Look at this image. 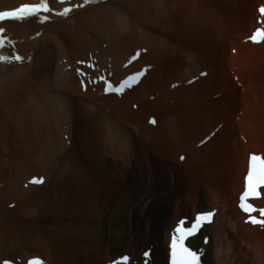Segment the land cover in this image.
I'll return each instance as SVG.
<instances>
[{
	"label": "bare ground",
	"instance_id": "6f19581e",
	"mask_svg": "<svg viewBox=\"0 0 264 264\" xmlns=\"http://www.w3.org/2000/svg\"><path fill=\"white\" fill-rule=\"evenodd\" d=\"M212 1L46 0L50 11L0 21L5 41L13 40L12 48L20 51L11 56L29 55L31 61L24 69L0 59V85L5 89L0 97L7 108L0 104V180L10 174L29 176L25 199L23 191L13 196V188L0 189V202L13 197L4 203L18 204L12 211L0 209V222H22L20 214L34 205L53 203L59 180L70 187L74 200L69 221L35 226L34 251L26 249L32 236L25 231L13 236L1 226L0 264H27L32 258L41 264H108L122 256H128L127 264H168L174 229L192 228L197 213H213L185 241L201 254L203 264H264V225L252 223V214L236 207L248 157L264 158V38L258 44L249 41L256 27L264 29V15L258 12L264 0H221L218 11L210 7ZM42 2L0 0V12ZM66 7L72 11L59 15ZM27 35L33 40H25ZM4 47L5 42L0 58L10 57ZM82 61L104 73L82 69ZM142 67L146 69L136 86L104 95L106 81L117 85ZM7 68L29 72L24 80L23 71L15 73L23 88L10 82ZM79 69L91 78H78ZM99 74L104 82H91ZM136 116H141L138 123ZM77 118L85 126L72 134ZM151 118L154 126L147 123ZM124 124L138 126L135 152ZM205 137L209 139L202 142ZM40 140L50 148L56 145L59 156L41 157L43 148L36 152ZM11 150L14 156L4 154ZM136 155L141 159L133 160ZM154 155L177 161L184 155L177 165L189 169L184 177L191 186L183 199L190 204L183 209L179 200L173 201L166 217L161 209L152 211V198L127 210L114 201L118 168L109 170V161H123L130 173L145 162L151 178ZM33 178L42 184L30 185ZM261 192L253 214L264 208V187ZM197 202L209 208H197ZM145 251L150 252L148 259L142 257Z\"/></svg>",
	"mask_w": 264,
	"mask_h": 264
},
{
	"label": "rangeland",
	"instance_id": "374dc122",
	"mask_svg": "<svg viewBox=\"0 0 264 264\" xmlns=\"http://www.w3.org/2000/svg\"><path fill=\"white\" fill-rule=\"evenodd\" d=\"M220 1L221 0H218V1L213 0L212 2H210V7L214 11H218V10H216V8L219 7ZM55 30H59V29L55 28ZM62 30H64V29H62ZM38 35H39V33L34 34L35 37H37ZM28 39L30 41H32L33 37L32 36L29 37L27 35L25 40L28 41ZM10 40L6 39L4 48L6 50L10 51V57H12V58H10L8 56L9 61L12 59L14 62L10 61L7 63H9V64L18 63L17 64L18 66L21 65V67L23 66L24 69H27L31 64L30 63L31 61L29 59V55L22 57V60H20V61L15 60L14 57L17 55H14V57L11 55L13 53H16V51L18 49L14 48V47L12 48L14 43H13V40L12 41H10ZM27 50H29V46H28ZM89 60H91V59H89ZM84 62L82 61L81 63H78V66H80L82 69L89 70V68H90L89 62H87V61H84ZM94 63H95V61H94ZM124 66L127 67L128 66L127 63ZM93 67H94V65H93ZM9 70L7 68V74L9 73L10 75H12V77H11L8 74L10 77L9 79L12 78L10 80V82L11 83L16 82V85L21 83L20 82V80H21L20 75L17 77V75H18L17 73H20L21 75L24 74L22 76L23 80H24V77L26 76L25 73H27V75H29V72L26 70H25L26 72H24L23 70L15 72L17 75L14 72H12L13 71L12 69H9ZM90 70H92V71L96 70L95 72H101L100 74H102V72H103V69L98 71L96 69V66H95V68H90ZM22 71H23V74H22ZM78 72H80V73H78ZM76 73L78 74V75L76 74V76L78 78H83V79H86V77H87V76H84L83 74H86V75L88 74L85 71L82 72L81 69H79V71H77ZM100 74L98 76H100ZM198 76H199L198 78H200V77H203L204 75L202 76L201 73H199ZM15 77H17V78H15ZM96 78H98V77H96ZM17 80H19V81H17ZM7 82H9V81H7ZM26 82H28L27 84L30 83L29 85L34 84V83H31V82H33V80H27ZM91 82H93L94 84H98V85L101 84V83L95 82L94 79H92ZM82 86H83V88H85L84 84H82ZM19 87L23 88L22 83L20 84ZM34 89H35L34 93H37L38 88L36 87ZM243 89L244 88L241 87L240 91L244 92ZM30 90H31V88H30ZM0 91H2L0 93V96L5 95L4 94L5 89L3 88V84L0 85ZM32 93H33V91H32ZM2 99L3 98L0 97L1 109L2 110L4 109V111H5V109L7 110V108H5L6 106L4 107V105H6V102ZM4 102H5V104H4ZM132 108H134L133 110H136V108L134 106ZM238 116H239V113H238ZM139 118H141V116L135 117V121L137 123H138L137 120H139ZM237 118H239V117H237ZM31 121H32V119H31ZM32 122H34V119ZM47 122H49L50 125L54 126L53 121L48 120ZM83 123H84L83 120H81L79 118H77V120L74 119L73 120V129H72L71 133L72 134L80 133L85 126ZM147 123L149 124V122H147ZM150 125H152V124H150ZM33 126H35V125H33ZM123 127H124V129H126V131H128L130 133V136L132 137V143L134 145L133 152H135L136 151L135 146L137 147L140 145V139H138L136 137V133L134 132V129H136L138 126H136V128H135L134 126H127L124 124ZM33 129H34L33 133H34V131H37V129L35 130V127H33ZM35 133H34V137H33L34 139L33 140H35V138H36ZM205 139H206V137L204 138V140L202 142H206L207 140H205ZM40 141L37 142L36 152L43 148L42 150L39 151L40 153H42V154H40L41 157L46 156L47 158H53L54 156H59L58 155V149L56 148L57 147L56 145L50 148V146L46 142H43L42 140H40ZM202 142H200V143H202ZM49 149L50 150L52 149V151H50ZM11 151L4 153V154H7V156L12 157V156H14L15 152H13L14 150H11ZM148 152H150V151H148ZM47 153H48V155H47ZM50 154H52L53 157ZM152 156H153V154H152ZM152 156H151V164H152L153 176H151V178H148L149 173H148V168H146V166H145V162H144L143 167L141 169H136L133 171V173H130L131 171H129L128 167H126V165L123 164L124 163L123 161H118L119 163L116 162V164H114L115 162L113 160L109 161V164H108L109 170L113 171L116 168L115 166H117V168H118L114 172V179H115L117 185L119 186V189L117 190V193H115L114 201H116V204L119 207H121V206L123 207L124 205H126L125 210H127L129 207L131 208L132 205H133V209L137 208L135 206H142L145 198H147V199L152 198L150 200V202L152 203V211L156 208L161 209V212H160L161 217H163V216L166 217V216H169L171 214V211H172L171 208H172L173 201L179 200L181 202V208L183 207V209L187 206V204H190L189 200L186 201L185 199H183L187 190L191 186V184H189V182H187L185 180V177H184L185 172L188 171L189 169L181 166L182 165L181 163L183 160H180V158H178V161H179L178 162L175 158H174V160H164L161 158L159 159V157H157L155 155H154V158ZM137 158L141 159V156L136 155V157H134L133 160L137 161ZM53 160H51L52 161L51 167L55 169L58 164H57V162L55 163V159H53ZM177 163H179L181 165L178 166ZM53 165H54V167H53ZM120 165H122V166L120 167ZM27 177H29V176L28 175H21L20 177H17V176L15 177V175L10 174L9 178L6 177L4 180H0V189H3L5 186L13 188L14 189V192H12L13 196H15V194L16 195L20 194L23 191L22 196H24L23 198L25 199V198H27V194L24 191L28 189V186H27L28 178ZM125 177L127 178V180ZM53 179H54V177L52 176L51 181ZM40 181H43V180L40 179ZM41 184H42V182H40V184H38V185H41ZM30 185L34 186L35 184H30ZM38 185H35V186H38ZM55 185H56V188H55L56 194L55 193L54 194H55L56 199L54 200L53 203H52V201H50L49 203H48V201H46V202H43L42 204H40L39 206L34 205V207H32L30 211L26 212L25 214H20L21 215L20 219L23 220L22 222L17 221L16 223L14 222V224H10V223L7 224V223H5L6 220H3L0 222V227L2 226L1 227V228H3L2 230H5V232L7 234L9 233V232H7V230H11L12 231L11 233L13 236L21 235V231H25L28 235L32 236L33 243L31 245H30V243H28V245L26 246V249H28L29 251H34V244L36 241L35 230H34L35 226H39V225L40 226H42V225L46 226L49 224L55 225L57 222H60V221H63V222L69 221L68 215L70 214L71 210L74 208V200L70 199L71 189L66 184L62 183L60 180L58 182H56ZM65 185H66V187H65ZM50 190H48V193L52 194V191H50ZM57 191H59V192H57ZM11 199H13V197L12 198L10 197L7 201H5V200L1 201L0 202V209H6L9 211H12L14 208H16V206L18 205L17 203L13 202V203L8 204V205H7V203H4V202H9ZM181 200H183V201H181ZM49 204H50V206H49ZM183 204H185V205L183 206ZM196 204H197V208L198 207L199 208H202V207L203 208H209L208 204L205 202H200V203L197 202ZM155 231L159 232V231H161V229L159 230V227L156 226ZM7 234H6V236H7ZM160 234H161V232H160ZM149 247H150V249H149L150 251L153 250V252H154L156 250L154 244H151ZM162 248L163 249L165 248L163 244H162ZM7 254L9 255L10 253L7 252Z\"/></svg>",
	"mask_w": 264,
	"mask_h": 264
},
{
	"label": "snow or ice",
	"instance_id": "6c2138e0",
	"mask_svg": "<svg viewBox=\"0 0 264 264\" xmlns=\"http://www.w3.org/2000/svg\"><path fill=\"white\" fill-rule=\"evenodd\" d=\"M87 2V0H85ZM40 9H43L44 11H50V9L47 6L46 0L45 2H42L39 5H24L19 7L13 12H4L0 13V19H3L4 17H12L15 19H23L28 16L35 15L40 11ZM72 11L71 8H64L63 12L58 13L59 15H68ZM261 13H264V8L260 9ZM47 19V17H45ZM0 31H3L0 29ZM264 35L260 30L257 31V34L252 38L253 40L256 39V36ZM0 59H3L5 62H10L8 57H2ZM15 60L20 61L22 60V57L15 56ZM142 75V73L137 74ZM122 89H116V91H121ZM252 161L254 162L252 165V170L249 172L248 176V188L244 192V194L241 196V205L243 211L251 213L252 211H256V209L253 208L252 205L244 203V201L247 200L249 196L255 195V186L253 185V177L257 173L258 169V182L264 183V158H258L256 156H253ZM258 162V163H257ZM33 183H40L42 181L40 180H33ZM260 215L264 217V209L259 210ZM213 213H207L196 217V223L192 226V228L187 229V231L183 230L182 228H177L175 230L176 233H179L177 236L176 234L173 235L171 240V250H172V264H197L198 257L195 252L191 251L189 247H185L184 241L194 235L200 228L201 224L204 221H210ZM251 222L256 224H262L264 225V220H258L256 218H251ZM147 255V253H146ZM128 258L123 257L122 262L123 264H127ZM30 264H41L40 261L34 260L30 262Z\"/></svg>",
	"mask_w": 264,
	"mask_h": 264
}]
</instances>
